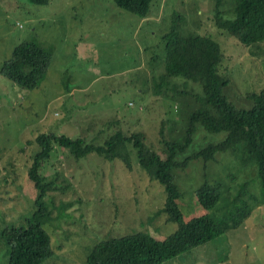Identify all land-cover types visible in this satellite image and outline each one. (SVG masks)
Here are the masks:
<instances>
[{"label":"rangeland","instance_id":"rangeland-1","mask_svg":"<svg viewBox=\"0 0 264 264\" xmlns=\"http://www.w3.org/2000/svg\"><path fill=\"white\" fill-rule=\"evenodd\" d=\"M215 4L151 0L149 13L140 18L113 0H0V68L21 41L51 53L50 66L34 88L19 86L0 72V231L24 224L35 209L38 187L28 169L38 150V132L67 133L103 144L119 130L138 131L159 153L162 137L169 141L181 136L193 94L201 92L198 83L172 76L162 84L167 97L151 91V77L159 81L164 70L162 37L173 23L179 22L182 33L209 34L220 44V71L229 79L224 94L238 108L252 106L249 92L264 85V40L244 45L220 29L213 18ZM220 9L225 18L234 16L232 0H222ZM224 135L197 124L191 144L178 158ZM55 149L38 170L43 182H49L43 202L51 218L44 228L53 249L43 264H86L100 240L133 232L163 239L176 230L177 224L158 211L166 197L164 186L139 164L131 142L130 167L118 156L91 151L77 158L66 147ZM257 168V163L242 166L230 150L217 152L207 166L196 158L175 168L183 219L221 214V206L243 180L260 198ZM206 178L222 184V199L211 210L195 196ZM255 206L239 226L162 264H264L263 198ZM0 264H8L1 238Z\"/></svg>","mask_w":264,"mask_h":264},{"label":"trees","instance_id":"trees-1","mask_svg":"<svg viewBox=\"0 0 264 264\" xmlns=\"http://www.w3.org/2000/svg\"><path fill=\"white\" fill-rule=\"evenodd\" d=\"M34 4H46L48 0H29ZM116 6L140 18L149 13L151 0H113ZM222 0H216L215 24L234 36L241 44L264 40V0H232V18H225L220 9ZM179 22L162 37L164 41V70L153 79V94H163L164 81L172 76H181L198 83L201 92L193 94V103L188 111V124L181 136L173 140L162 137L163 153L157 152L144 142L141 132L127 134L119 130L103 144L86 141L84 137H73L67 133L40 131L34 141L38 150L33 154L29 166V177L38 188L35 209L24 219V224L7 226L0 231V238L7 245L8 264H43L53 255L51 235L44 228L51 218L48 206L43 202L49 182H43L38 172L55 147L70 150L77 158L91 151L112 158L120 157L130 167L127 144L132 143L139 164L149 177L164 186L166 197L158 211L165 212L167 219L177 224L174 232L157 239L145 232H133L118 237L100 240L90 250L86 264H162L198 245L210 242L226 230L239 226L251 214L255 203L264 200V85L259 91L249 92L252 106L238 108L224 94L228 77L220 71L223 52L220 44L209 34L182 33ZM152 60V58H150ZM51 63V53L29 41L14 46L12 56L4 61L0 72L22 87L34 88L40 84ZM180 93L189 92L181 90ZM195 106V107H194ZM194 107V108H193ZM207 131H225L218 141H210L182 159L178 156L191 144L196 125ZM162 133V131H161ZM230 150L242 166L257 163L260 181V198L249 189V181L239 183L231 199L221 207L217 215L207 213L184 220L177 199L181 191L175 182V168L184 167L192 159L203 158L205 165L217 152ZM195 196L207 210L217 207L222 199V184L206 178L195 189ZM250 201H253L250 203Z\"/></svg>","mask_w":264,"mask_h":264}]
</instances>
